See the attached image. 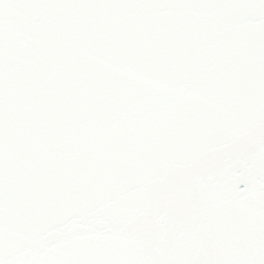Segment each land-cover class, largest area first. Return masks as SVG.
<instances>
[{
	"label": "snow or ice",
	"instance_id": "obj_1",
	"mask_svg": "<svg viewBox=\"0 0 264 264\" xmlns=\"http://www.w3.org/2000/svg\"><path fill=\"white\" fill-rule=\"evenodd\" d=\"M0 264H264V0H0Z\"/></svg>",
	"mask_w": 264,
	"mask_h": 264
}]
</instances>
